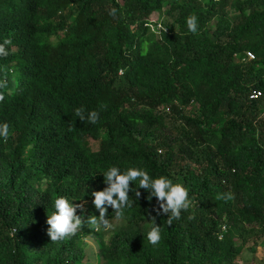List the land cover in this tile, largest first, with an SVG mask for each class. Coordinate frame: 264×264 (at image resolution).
I'll list each match as a JSON object with an SVG mask.
<instances>
[{
    "label": "trees",
    "instance_id": "obj_1",
    "mask_svg": "<svg viewBox=\"0 0 264 264\" xmlns=\"http://www.w3.org/2000/svg\"><path fill=\"white\" fill-rule=\"evenodd\" d=\"M3 39L0 264H236L264 239V0H0ZM113 165L182 184L192 207L169 226L130 182L126 219L109 207L112 228L52 241L54 198L98 216L91 193Z\"/></svg>",
    "mask_w": 264,
    "mask_h": 264
},
{
    "label": "clouds",
    "instance_id": "obj_2",
    "mask_svg": "<svg viewBox=\"0 0 264 264\" xmlns=\"http://www.w3.org/2000/svg\"><path fill=\"white\" fill-rule=\"evenodd\" d=\"M109 15L115 17L117 9L115 7L111 8ZM186 24L189 32H197L198 18L195 15L187 17ZM11 44V39L0 41V57L9 55L8 46ZM6 86L7 80H0V88ZM3 100L4 96L0 95V101ZM75 115L81 121L87 120L91 124H96L99 120L97 111H86L83 107L76 108ZM8 136V124L0 123V138L7 139ZM100 173L106 186L102 190H93L91 193L92 203L98 210L99 215H91L84 221L81 215L77 214V209H82L83 205L74 204L73 199L66 196L55 197L52 201L51 210L47 212L46 217L47 233L52 241H61L76 235L85 223L92 226H102L105 229L112 228L113 225L110 224L107 218L109 207L115 212L118 220L123 221L126 219V210L130 209L133 204V201L129 199L130 182L136 186L135 198L140 196L139 189L146 190L149 200L153 197L156 198L158 207L154 208L153 211L156 212L157 216L166 214L169 226L174 220L181 218L182 212L192 207L189 191L185 186L174 183L163 175L152 176L142 167L130 166L122 169L113 165ZM131 190L133 191V188ZM228 198L231 199L230 196ZM148 222L146 231L143 234L150 244L157 245L161 240V227L157 224L155 217L150 216Z\"/></svg>",
    "mask_w": 264,
    "mask_h": 264
},
{
    "label": "rangeland",
    "instance_id": "obj_3",
    "mask_svg": "<svg viewBox=\"0 0 264 264\" xmlns=\"http://www.w3.org/2000/svg\"><path fill=\"white\" fill-rule=\"evenodd\" d=\"M186 110L189 113H193L196 111V107H188ZM90 144L93 149L98 148L97 143H95L93 140H90ZM252 244L255 245V250L253 251L250 248ZM236 264H264V239H250L239 254Z\"/></svg>",
    "mask_w": 264,
    "mask_h": 264
},
{
    "label": "built area",
    "instance_id": "obj_4",
    "mask_svg": "<svg viewBox=\"0 0 264 264\" xmlns=\"http://www.w3.org/2000/svg\"><path fill=\"white\" fill-rule=\"evenodd\" d=\"M246 57H247V60H252V59H254V55H253L251 52H249V51L246 52ZM256 96H257V91H256V90H253V91L251 92V94L249 95V97H250L251 99L255 98Z\"/></svg>",
    "mask_w": 264,
    "mask_h": 264
}]
</instances>
